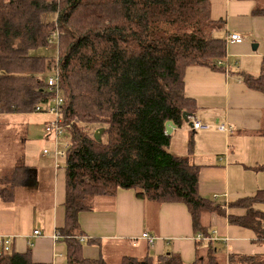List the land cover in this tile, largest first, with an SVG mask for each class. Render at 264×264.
Segmentation results:
<instances>
[{"label": "trees", "instance_id": "obj_1", "mask_svg": "<svg viewBox=\"0 0 264 264\" xmlns=\"http://www.w3.org/2000/svg\"><path fill=\"white\" fill-rule=\"evenodd\" d=\"M211 9V0H0V116L40 113L57 96L49 78H59L69 147L65 223L58 233L68 264H112L83 255L80 215L120 190H134L144 202L185 205L196 236H208L204 218L216 213L253 230L255 242L264 244V214L253 208L264 201L263 191L230 205L206 198L199 168L169 150L167 122L180 127L183 114L198 109L185 91L187 69L219 68L226 57L228 42L217 36L225 22L213 20ZM244 82L264 95V59L260 74ZM262 125L264 135V118ZM8 172L0 176V197L12 203L27 173L23 161ZM227 208L247 215L229 216ZM213 243L191 263L170 252L123 257L119 264H264V254H230L225 263ZM12 245L0 251V264H42L31 249L17 253Z\"/></svg>", "mask_w": 264, "mask_h": 264}, {"label": "crops", "instance_id": "obj_2", "mask_svg": "<svg viewBox=\"0 0 264 264\" xmlns=\"http://www.w3.org/2000/svg\"><path fill=\"white\" fill-rule=\"evenodd\" d=\"M211 5L213 20L225 22L224 31L217 36L227 40L230 34H237L244 41L228 43L219 68L187 69L185 91L198 105L189 123L195 119L212 126L223 123L232 126L233 132L227 134L215 128L196 132L188 123L180 127L174 124L169 150L176 156L188 157L199 168L201 195L230 205L264 192V95L249 89L244 82L245 76L260 74L264 59V15L253 14L255 9H264V0H211ZM9 131L0 133V151L8 152L2 158L0 171H10L23 160L27 179L14 189L12 203H5L0 197V238H9L17 253L31 249L36 263L68 264L67 243L55 238L65 223V167H56L53 156L43 154L45 148L42 162H34L33 150L16 154ZM12 137L16 142V135ZM32 199H39L35 218V210L29 208ZM253 208L264 214V201L255 203ZM226 210L229 216L247 215L244 208ZM80 224L83 255L103 258L112 264H119L123 257L143 259L170 252L191 263L204 256L213 242L225 263L230 254H264V244L255 242L257 235L253 230L231 225L228 216L216 213L205 216L209 234L197 243L192 217L185 205L144 202L134 190L97 198L95 209L80 215ZM144 233L155 238L153 246L142 238Z\"/></svg>", "mask_w": 264, "mask_h": 264}, {"label": "rangeland", "instance_id": "obj_3", "mask_svg": "<svg viewBox=\"0 0 264 264\" xmlns=\"http://www.w3.org/2000/svg\"><path fill=\"white\" fill-rule=\"evenodd\" d=\"M51 120H52V116L45 113H34L30 115H14V116L3 115L0 116V133L2 134L3 130H10L9 134L12 139L11 142L13 141V147L14 150L16 151V154L19 153L24 155L28 150H33L34 162L35 163L38 161L42 162L43 148L49 150L52 154L56 149L55 138L53 136L47 137V134L45 132L46 123ZM30 134L32 135L29 136ZM13 135H16L15 137L16 142H14V139L12 137ZM42 138L44 139L49 138V139L47 141H43ZM67 142L69 143V137L66 136L60 137L58 139V149L64 150ZM7 153L8 152L5 153V151H0V168L3 167L2 158H5L4 156ZM59 164L61 165L62 168L65 167L64 157H59ZM0 174H1L0 176H2L4 174L8 175L10 173L6 170H2L0 171ZM41 198L45 200V195L43 197L42 194ZM38 200L39 199L37 200L32 199V201H30L29 208L35 210L33 214L34 218L38 213V211L36 212ZM94 203L95 205H97V201H95Z\"/></svg>", "mask_w": 264, "mask_h": 264}, {"label": "built area", "instance_id": "obj_4", "mask_svg": "<svg viewBox=\"0 0 264 264\" xmlns=\"http://www.w3.org/2000/svg\"><path fill=\"white\" fill-rule=\"evenodd\" d=\"M55 36V35H53ZM244 39L242 36L237 35V34H230L227 38V42L230 44H241L243 43ZM219 65H223V63L220 61L218 63ZM48 86L50 88V91L56 90L57 96L51 99L50 103L47 105L46 108L41 109L37 108L36 111L40 113H45L50 116H52V121L46 125L45 132L47 134V137L53 136L55 138V146L56 149L54 153L52 154L49 150L45 149L43 154L45 156L53 155L55 165L56 167H60L59 164V157H66V151L69 147V143L67 142L65 149L64 150H59L58 149V139L65 134V126L63 125V119H62V105H63V98L59 95V78H54L50 77L48 80ZM215 128L219 132L223 133H232L233 132V127L228 126L223 123H218L216 126H212L211 124L201 122L199 120H194L192 123V130L193 131H209L211 129ZM39 231H35V234L39 235ZM56 239H60L61 236L59 233L55 236ZM142 238L147 239L149 245L153 246L155 243V238L152 237L148 233H144L142 235ZM197 241H203L205 238L202 234H198L196 236ZM83 240V239H81ZM11 240L9 238L2 237L0 238V251L1 252H10L11 250Z\"/></svg>", "mask_w": 264, "mask_h": 264}, {"label": "water", "instance_id": "obj_5", "mask_svg": "<svg viewBox=\"0 0 264 264\" xmlns=\"http://www.w3.org/2000/svg\"><path fill=\"white\" fill-rule=\"evenodd\" d=\"M253 48L256 49L257 48V44H254ZM188 117H189V115L187 113L183 114L184 121L186 123H188L190 126H192V124L189 123ZM174 128H175V125H174V123L172 121L167 122V124H166V134L170 135ZM98 133L99 132H97L96 138L99 140L100 139V134H98Z\"/></svg>", "mask_w": 264, "mask_h": 264}]
</instances>
